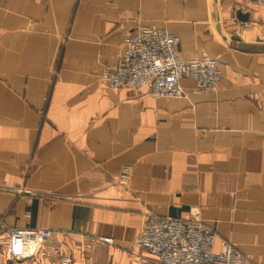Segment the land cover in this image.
<instances>
[{
    "label": "crops",
    "instance_id": "crops-1",
    "mask_svg": "<svg viewBox=\"0 0 264 264\" xmlns=\"http://www.w3.org/2000/svg\"><path fill=\"white\" fill-rule=\"evenodd\" d=\"M140 26L180 37L185 60L217 59L219 91L170 100L102 85ZM149 215L198 220L216 250L227 240L264 264V7L0 0V220L53 231L19 261L1 241L0 264H159L134 247Z\"/></svg>",
    "mask_w": 264,
    "mask_h": 264
},
{
    "label": "built area",
    "instance_id": "built-area-1",
    "mask_svg": "<svg viewBox=\"0 0 264 264\" xmlns=\"http://www.w3.org/2000/svg\"><path fill=\"white\" fill-rule=\"evenodd\" d=\"M248 4L264 7V0H248ZM181 38L165 29L140 26L124 37V52L115 66L105 67L101 84L111 90L132 93L149 92L152 98L182 99L190 95L202 96L219 91L223 74L219 62L204 53L185 60L181 55ZM191 81L190 90L183 86ZM131 168H125L120 181L127 184ZM0 233L8 247L9 256L19 261L29 255L34 247L51 240L53 231L41 228L9 227L0 220ZM100 241L113 245V239L101 237ZM217 234L200 221L149 215L135 239L134 247L154 255L159 264H249L248 258L227 240L216 250ZM65 256L60 264H73Z\"/></svg>",
    "mask_w": 264,
    "mask_h": 264
},
{
    "label": "water",
    "instance_id": "water-1",
    "mask_svg": "<svg viewBox=\"0 0 264 264\" xmlns=\"http://www.w3.org/2000/svg\"><path fill=\"white\" fill-rule=\"evenodd\" d=\"M238 16H239L240 19H242V14L241 13Z\"/></svg>",
    "mask_w": 264,
    "mask_h": 264
},
{
    "label": "bare ground",
    "instance_id": "bare-ground-1",
    "mask_svg": "<svg viewBox=\"0 0 264 264\" xmlns=\"http://www.w3.org/2000/svg\"><path fill=\"white\" fill-rule=\"evenodd\" d=\"M163 29V28H162Z\"/></svg>",
    "mask_w": 264,
    "mask_h": 264
}]
</instances>
